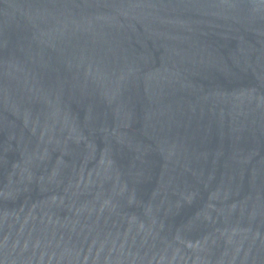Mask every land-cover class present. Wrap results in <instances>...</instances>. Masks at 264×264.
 Instances as JSON below:
<instances>
[{
	"label": "water",
	"instance_id": "obj_1",
	"mask_svg": "<svg viewBox=\"0 0 264 264\" xmlns=\"http://www.w3.org/2000/svg\"><path fill=\"white\" fill-rule=\"evenodd\" d=\"M0 264H264V0H0Z\"/></svg>",
	"mask_w": 264,
	"mask_h": 264
}]
</instances>
